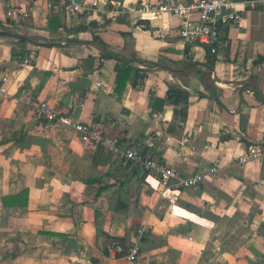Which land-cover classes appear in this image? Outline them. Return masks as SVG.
<instances>
[{
    "label": "crops",
    "instance_id": "crops-1",
    "mask_svg": "<svg viewBox=\"0 0 264 264\" xmlns=\"http://www.w3.org/2000/svg\"><path fill=\"white\" fill-rule=\"evenodd\" d=\"M149 1L78 0L76 13L57 0L0 3V264H127L104 254L98 226L138 244L139 264H264V158L238 161L264 143V0H234L242 19L224 28L217 55L183 42L177 15L135 10ZM15 4L30 16L9 17ZM95 36L142 59L122 94L120 61ZM41 100L204 180L172 202L156 177L107 147L64 124L44 131L33 109ZM24 189L26 205L4 206Z\"/></svg>",
    "mask_w": 264,
    "mask_h": 264
},
{
    "label": "built area",
    "instance_id": "built-area-1",
    "mask_svg": "<svg viewBox=\"0 0 264 264\" xmlns=\"http://www.w3.org/2000/svg\"><path fill=\"white\" fill-rule=\"evenodd\" d=\"M3 1L0 0V3ZM57 1L66 12L76 13L83 9L78 0ZM257 4L258 1L251 0L247 5L249 8H254ZM135 10L147 18H153L166 12L177 15L180 18L179 36L181 40L187 44L204 47L214 55L218 54L224 28L238 24L242 19V9L234 0H194L190 3L182 0H157L143 2ZM6 13L9 17L18 19H26L30 16V12L22 4L12 5ZM2 79L6 81L7 77L4 76ZM98 85H100L99 82ZM0 90L6 91L4 85L0 87ZM33 109L36 118L41 121L44 131L51 130L59 123L64 124L77 132L85 142L107 147L112 152L119 154L125 164L133 163L143 174L156 177L159 185L164 187L162 193L172 202L176 200L182 188L197 186L204 180L205 174L200 171L188 176L180 174L174 166L157 158L151 149L122 147L117 136L108 135L102 127L91 123L61 116L48 101L36 102ZM261 158H264V143H252L239 154L238 161L245 164L250 160ZM218 170L219 163L215 162L210 167L209 173L215 174ZM171 212H174L173 207ZM144 231V227L138 229L140 236ZM122 251L123 247L119 242H113L109 247L110 255L113 257H117ZM139 255L140 246L133 244L129 246L123 256L126 258L127 264H139Z\"/></svg>",
    "mask_w": 264,
    "mask_h": 264
},
{
    "label": "trees",
    "instance_id": "trees-1",
    "mask_svg": "<svg viewBox=\"0 0 264 264\" xmlns=\"http://www.w3.org/2000/svg\"><path fill=\"white\" fill-rule=\"evenodd\" d=\"M49 25L51 27L54 28H59L61 26V24H58V17L53 15L49 16ZM79 29H85V26L82 27H78ZM20 39H25L23 37H20ZM95 39L102 45L103 49H104V56H110V57H115L117 59H119L120 61V65H118L117 67V76H116V82H117V92L119 94H122L123 91L126 88V84L128 82V80L130 79V74L134 69L133 63L136 61H142V59L140 60L139 58H136V54L133 53L132 54V58H126L122 55H119L118 53H115L114 51H111L109 49V46L107 43L104 42V40H102V38L100 36H95ZM174 92H180V89L173 87L169 90L168 93V97L171 99V97L173 96ZM187 96V94H186ZM187 100V99H186ZM187 106H181L180 108H175L174 110V120L178 121L179 123L184 122V120L187 117ZM12 199L9 201V197H3V204L4 206H8V205H26L28 203V189H24L22 191H20L18 194H15L11 197ZM9 203V204H8ZM98 231L100 233H104L108 236L109 238V243L108 245L105 247L104 249V254L105 255H109V247L113 242H119L122 247H123V251L121 253H119L117 256H123L127 251L129 246L126 244L125 242V238L121 237V236H112L106 232H104L103 230H101L100 226H98Z\"/></svg>",
    "mask_w": 264,
    "mask_h": 264
},
{
    "label": "bare ground",
    "instance_id": "bare-ground-1",
    "mask_svg": "<svg viewBox=\"0 0 264 264\" xmlns=\"http://www.w3.org/2000/svg\"><path fill=\"white\" fill-rule=\"evenodd\" d=\"M192 217H194L193 215H191Z\"/></svg>",
    "mask_w": 264,
    "mask_h": 264
}]
</instances>
